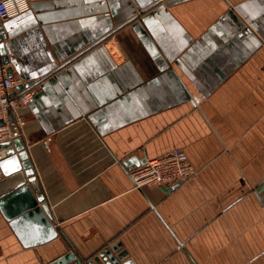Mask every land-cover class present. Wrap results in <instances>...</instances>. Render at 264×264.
<instances>
[{
	"label": "crops",
	"instance_id": "obj_1",
	"mask_svg": "<svg viewBox=\"0 0 264 264\" xmlns=\"http://www.w3.org/2000/svg\"><path fill=\"white\" fill-rule=\"evenodd\" d=\"M26 2L3 45L50 218L0 213V264H264V0ZM173 149L194 178L132 189Z\"/></svg>",
	"mask_w": 264,
	"mask_h": 264
},
{
	"label": "water",
	"instance_id": "obj_2",
	"mask_svg": "<svg viewBox=\"0 0 264 264\" xmlns=\"http://www.w3.org/2000/svg\"><path fill=\"white\" fill-rule=\"evenodd\" d=\"M9 28L0 23V59L6 67L8 77L12 76L9 68L8 58L3 45V40L9 36ZM23 86L16 88L17 92L22 91ZM1 125V123H0ZM146 160L129 158L124 161L123 166L127 171L143 165ZM0 213L8 221L13 222L27 215L41 213L50 218V212L40 191L37 179L31 168L27 153L20 139L0 143ZM178 186V185H176ZM174 187L166 190H172ZM264 192V183L256 190L260 195ZM264 201V195L262 196ZM119 244L103 249L94 258L83 261L76 258L72 253L60 256L50 264H120L124 258V252H117ZM116 253V255H114ZM124 264H130L125 262Z\"/></svg>",
	"mask_w": 264,
	"mask_h": 264
},
{
	"label": "built area",
	"instance_id": "obj_3",
	"mask_svg": "<svg viewBox=\"0 0 264 264\" xmlns=\"http://www.w3.org/2000/svg\"><path fill=\"white\" fill-rule=\"evenodd\" d=\"M26 0H0V23L19 16L27 10ZM23 86L22 91L16 88ZM38 87L19 78L8 77L0 59V143L21 139L25 123L18 110L27 106L37 94ZM196 175V170L181 149L170 150L146 160L143 165L128 171L132 189L143 187L171 188Z\"/></svg>",
	"mask_w": 264,
	"mask_h": 264
}]
</instances>
